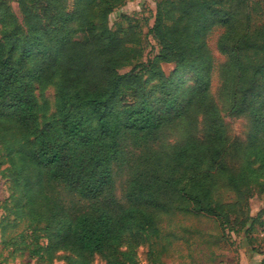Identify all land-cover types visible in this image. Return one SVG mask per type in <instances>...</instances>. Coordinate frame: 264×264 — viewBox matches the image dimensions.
<instances>
[{
	"label": "trees",
	"instance_id": "1",
	"mask_svg": "<svg viewBox=\"0 0 264 264\" xmlns=\"http://www.w3.org/2000/svg\"><path fill=\"white\" fill-rule=\"evenodd\" d=\"M14 1L20 20L0 0L2 249L136 264L175 213L262 234L248 200L264 194V0H157L145 61L127 15L109 24L130 0Z\"/></svg>",
	"mask_w": 264,
	"mask_h": 264
},
{
	"label": "rangeland",
	"instance_id": "2",
	"mask_svg": "<svg viewBox=\"0 0 264 264\" xmlns=\"http://www.w3.org/2000/svg\"><path fill=\"white\" fill-rule=\"evenodd\" d=\"M12 13L20 20L17 3L14 0H5ZM157 0H130L109 17L111 25L123 13L128 17L129 23L136 27L137 36L142 50L141 60L152 58L158 52V44L147 34V26L153 22L155 2ZM127 25V23H126ZM220 31H214L208 38V45L218 65L223 57L216 49V40ZM131 67H124L120 73L128 72ZM174 69L173 64H164L163 70L170 74ZM186 79L189 74H186ZM218 87L216 72L213 75L212 93L215 95ZM42 98L53 105V89L45 91ZM52 111V109H50ZM225 122L231 135L242 137L245 132L244 119L225 116ZM124 176H117L118 191ZM9 195V183L0 175V204ZM227 195H225V198ZM251 216L261 213V222H264V194L255 189L248 200ZM2 211L0 208V215ZM161 239L149 250L147 245L139 246L136 251V264H264V235L259 233L260 226L255 227L251 236L244 234V230L235 225L231 228L219 225L211 218L204 216L182 215L175 213L163 217L160 225ZM222 232L225 238L222 237ZM166 238V239H165ZM150 251V252H149ZM0 264H45L36 259L29 258L27 253H12L11 248L2 249L0 246ZM51 264H66L63 260H55ZM93 264H104L96 257Z\"/></svg>",
	"mask_w": 264,
	"mask_h": 264
},
{
	"label": "built area",
	"instance_id": "3",
	"mask_svg": "<svg viewBox=\"0 0 264 264\" xmlns=\"http://www.w3.org/2000/svg\"><path fill=\"white\" fill-rule=\"evenodd\" d=\"M262 234H264V228H263Z\"/></svg>",
	"mask_w": 264,
	"mask_h": 264
}]
</instances>
